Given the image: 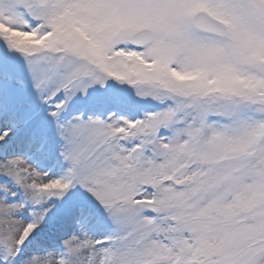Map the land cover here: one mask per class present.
Instances as JSON below:
<instances>
[{"label": "snow or ice", "instance_id": "snow-or-ice-1", "mask_svg": "<svg viewBox=\"0 0 264 264\" xmlns=\"http://www.w3.org/2000/svg\"><path fill=\"white\" fill-rule=\"evenodd\" d=\"M0 264H264V0H0Z\"/></svg>", "mask_w": 264, "mask_h": 264}]
</instances>
